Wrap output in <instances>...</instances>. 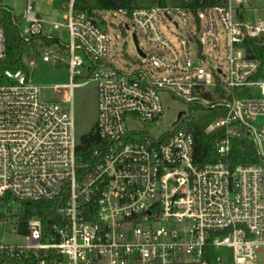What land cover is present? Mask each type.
<instances>
[{
  "label": "built area",
  "instance_id": "1",
  "mask_svg": "<svg viewBox=\"0 0 264 264\" xmlns=\"http://www.w3.org/2000/svg\"><path fill=\"white\" fill-rule=\"evenodd\" d=\"M7 1L0 0V264H264V128L254 126L264 117V81L257 78L262 62L248 44L264 47V20L245 22L246 11L260 10L250 6L260 0H220L197 11L190 0L175 8L156 3L92 13L76 10V0H20L27 4L22 23L32 27H21L29 43L42 37L36 2L67 10L66 24L54 26L70 35L68 46L57 40L67 49L71 83L54 101L44 100V89L23 69L2 66L8 57L3 16L18 19ZM174 15L184 23L193 19L202 59L206 45L220 49L222 28L226 74L195 67L190 41L181 40L182 55L166 41L161 26ZM122 17L129 24L111 21ZM114 28L133 31L142 55L132 71L108 62ZM140 39L168 54L145 53ZM42 47L44 63L63 64L58 46ZM85 75V83H74ZM88 83L97 87L102 146L83 162L74 92ZM253 89L260 96L239 98ZM163 94L191 109L224 112L208 130H225L215 163H195L188 127L161 130ZM136 123L146 127H130ZM241 138L254 142L260 162L230 167L225 160ZM43 202L55 203V220H26L27 207Z\"/></svg>",
  "mask_w": 264,
  "mask_h": 264
},
{
  "label": "rangeland",
  "instance_id": "2",
  "mask_svg": "<svg viewBox=\"0 0 264 264\" xmlns=\"http://www.w3.org/2000/svg\"><path fill=\"white\" fill-rule=\"evenodd\" d=\"M166 4L170 8L181 7L187 0H165ZM139 6L153 5V0H137ZM6 5L12 9L16 14L17 20L20 22L23 31L31 32V25L22 23V16L27 9V4L24 1L9 0ZM250 6L258 7V12L246 11L245 22L251 25H256L259 21L264 20V0H260L258 4L252 3ZM34 11L39 17L41 22L37 24L40 29L42 37H53L64 43L65 46L70 44V35L66 28H55V24H66L64 18L67 14V10L62 9L60 3L55 5L47 2H36L34 4ZM111 21L118 26L120 23H128V20L124 17L119 19L111 18ZM175 23L178 25L176 26ZM164 38L167 42L177 50L181 55L183 54V48L181 46V40L190 41V57L193 65L199 68H205L211 72L214 76L216 72L221 68L224 73H227V51L226 41L222 33V28H219V50H215L212 45H206L203 48L202 53L206 56L205 59L198 57V44L194 40H199V35L196 30V24L193 19L184 23L176 15L173 16V23L165 21L161 26ZM113 43L115 44L111 48L109 56V64L116 69L128 72L132 71L137 65L141 63L139 61V53L135 41L133 39V31L122 30L114 28L110 32ZM193 39V41H191ZM43 43H31L28 44L24 52L23 61L24 72L29 76L33 83L43 90V98L45 101L58 100L61 96V87L71 83V71L69 67H58L57 61L52 60L50 63H44L42 60V47ZM140 47L147 54H168L167 51L160 49L152 44H149L144 39H140ZM58 55L62 59L63 64L69 63L68 53L66 48L58 46ZM77 58L86 65H90L83 53H77ZM19 68V67H15ZM88 80L85 75L83 77L77 76L74 80L75 84H82ZM220 80L225 81L224 77ZM261 80L264 81V67L262 70ZM4 83V82H3ZM2 83V84H3ZM6 84V83H4ZM250 96L258 97L260 93L257 89L244 90L240 92L239 98L246 99ZM165 107L166 121L163 129L174 128L193 116L196 121L204 119H215L214 122L224 119V112L222 110L203 111L201 108L191 109L186 104L180 102L173 96L167 94L162 95ZM74 110L76 116L77 136L78 140L83 135L88 134L95 128L98 119V94L97 87L94 83H88L75 90L74 92ZM255 128H264V117L258 118V121L254 123ZM134 129L143 131L145 127L141 124H133L130 126ZM152 128V127H149ZM153 130V129H152ZM155 131V130H154ZM211 132V131H208ZM13 242H22V240H12Z\"/></svg>",
  "mask_w": 264,
  "mask_h": 264
},
{
  "label": "trees",
  "instance_id": "3",
  "mask_svg": "<svg viewBox=\"0 0 264 264\" xmlns=\"http://www.w3.org/2000/svg\"><path fill=\"white\" fill-rule=\"evenodd\" d=\"M190 1V0H187ZM220 0H191L192 8L194 11L203 10L212 7ZM153 3L166 5L165 0H153ZM186 3V1H185ZM137 0H76L75 9L78 11H118L120 9H132L138 7ZM3 27L5 30L8 57L2 63L6 67H24L23 56L28 44L31 43H44L48 46H59L57 39L45 40L42 37H35L31 42H27L21 35L20 22L9 14L5 13L3 16ZM253 49L249 52L255 53V58H259L262 62V69L257 78L262 77V70L264 67V47L257 48L254 41L248 42ZM90 75H87L89 77ZM206 99H211L210 95H205ZM203 111H211V109L201 108ZM215 119L209 118L196 121L193 116L182 122L179 128L188 127L194 136V160L197 165L202 167L213 164L217 159V146L225 138V130L220 129L213 132H208L210 126L214 123ZM102 143L96 131V127L88 134L80 138V144L77 150L78 156L83 159V162H89L92 153L100 149ZM260 162V156L254 142L248 138L235 139L232 142V149L225 160L226 165L233 167L236 165L257 164ZM54 202H43L32 204L26 209L25 219L29 220L35 216L43 218L47 221L49 218L55 220Z\"/></svg>",
  "mask_w": 264,
  "mask_h": 264
},
{
  "label": "water",
  "instance_id": "4",
  "mask_svg": "<svg viewBox=\"0 0 264 264\" xmlns=\"http://www.w3.org/2000/svg\"><path fill=\"white\" fill-rule=\"evenodd\" d=\"M135 44H136V46H137L136 39H135ZM137 49H138V46H137ZM139 53L142 55V53H141L140 51H139ZM57 66H58V67H67V65L62 64L61 62H57Z\"/></svg>",
  "mask_w": 264,
  "mask_h": 264
}]
</instances>
